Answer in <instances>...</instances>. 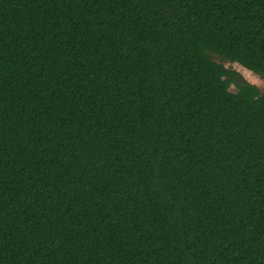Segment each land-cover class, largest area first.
Wrapping results in <instances>:
<instances>
[{"label":"trees","instance_id":"1","mask_svg":"<svg viewBox=\"0 0 264 264\" xmlns=\"http://www.w3.org/2000/svg\"><path fill=\"white\" fill-rule=\"evenodd\" d=\"M212 55L264 76V0H0V264H264V92Z\"/></svg>","mask_w":264,"mask_h":264},{"label":"rangeland","instance_id":"2","mask_svg":"<svg viewBox=\"0 0 264 264\" xmlns=\"http://www.w3.org/2000/svg\"><path fill=\"white\" fill-rule=\"evenodd\" d=\"M212 58L217 62H222L226 66L231 67L232 69L240 73L247 81L255 84L259 88L260 91L264 92V76L263 75H260L252 70H249L237 62L222 61L216 55H212ZM230 89L235 91L236 90L235 85H231Z\"/></svg>","mask_w":264,"mask_h":264}]
</instances>
